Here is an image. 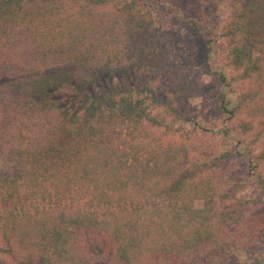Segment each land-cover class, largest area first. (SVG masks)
I'll use <instances>...</instances> for the list:
<instances>
[{"label":"trees","instance_id":"1","mask_svg":"<svg viewBox=\"0 0 264 264\" xmlns=\"http://www.w3.org/2000/svg\"><path fill=\"white\" fill-rule=\"evenodd\" d=\"M159 1L0 0V264H94L97 248L102 264H228L241 249L242 210L202 177L219 159L138 84L161 67ZM232 2L227 58L261 75L264 0Z\"/></svg>","mask_w":264,"mask_h":264},{"label":"rangeland","instance_id":"2","mask_svg":"<svg viewBox=\"0 0 264 264\" xmlns=\"http://www.w3.org/2000/svg\"><path fill=\"white\" fill-rule=\"evenodd\" d=\"M158 5L161 67L140 76L138 84L149 85L160 101L170 97L183 116L174 127L219 159L203 167L202 177L216 183L220 208L243 212L228 238L241 249L228 264H254L255 259H264V68L261 75L246 76L247 68L236 67L227 58L224 33L233 13L232 0H160ZM253 56H260L264 67V46ZM181 85L186 86L185 92L179 91ZM170 93H177L176 98ZM34 204L38 205L25 207ZM194 206L201 208L202 201L196 200ZM245 233L254 238L249 241ZM106 249L95 250L94 264H102Z\"/></svg>","mask_w":264,"mask_h":264}]
</instances>
